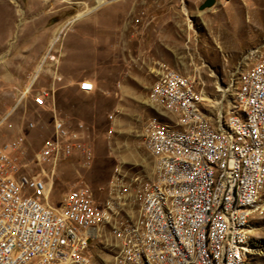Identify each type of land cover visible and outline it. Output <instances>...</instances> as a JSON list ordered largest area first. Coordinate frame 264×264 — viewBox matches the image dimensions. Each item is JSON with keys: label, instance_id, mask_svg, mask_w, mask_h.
<instances>
[{"label": "rangeland", "instance_id": "374dc122", "mask_svg": "<svg viewBox=\"0 0 264 264\" xmlns=\"http://www.w3.org/2000/svg\"><path fill=\"white\" fill-rule=\"evenodd\" d=\"M102 1L0 0V144L23 138L24 161L34 168L53 118L82 127L90 159L73 156L45 170L53 206L72 188L90 190L92 264H112V229L137 219L154 179L155 162L143 145L144 126L159 112L147 101L151 70L193 78L213 107L219 100L225 107L239 69L253 62L250 51L264 52V0H215L202 10L204 0ZM86 80L95 86L91 94L78 89ZM44 89L53 111L32 104ZM216 108L205 107L211 116ZM116 111L110 123L107 116ZM250 239L257 247L246 264H264V212L252 219Z\"/></svg>", "mask_w": 264, "mask_h": 264}, {"label": "built area", "instance_id": "2783aa9c", "mask_svg": "<svg viewBox=\"0 0 264 264\" xmlns=\"http://www.w3.org/2000/svg\"><path fill=\"white\" fill-rule=\"evenodd\" d=\"M250 55L232 102L217 101L214 116L205 107H216L195 79L151 70L147 101L159 112L144 126L143 145L155 162L154 179L137 219L112 229V264H246L256 253L250 229L264 212V52ZM78 89L91 94L95 86L86 80ZM52 103L45 89L32 97L37 108L53 111ZM86 138L82 127L53 118L34 168L24 161L23 138L0 144V264H92L86 254L95 232L92 194L75 187L51 205L45 170L73 156L89 160Z\"/></svg>", "mask_w": 264, "mask_h": 264}, {"label": "water", "instance_id": "95a60500", "mask_svg": "<svg viewBox=\"0 0 264 264\" xmlns=\"http://www.w3.org/2000/svg\"><path fill=\"white\" fill-rule=\"evenodd\" d=\"M215 0H204L199 6V10L210 8L214 5Z\"/></svg>", "mask_w": 264, "mask_h": 264}, {"label": "bare ground", "instance_id": "6f19581e", "mask_svg": "<svg viewBox=\"0 0 264 264\" xmlns=\"http://www.w3.org/2000/svg\"><path fill=\"white\" fill-rule=\"evenodd\" d=\"M2 1V0H1ZM103 3V1L102 0H98V6L99 5H101ZM76 18H78L77 16L73 19V20H75ZM70 23V22H69ZM67 24V23H66ZM66 27V26H65ZM64 28V26H62L58 31H57V33H56V36H55V38H54V41L57 39V36L59 35V33L61 32V30ZM40 69H41V66H39L38 68H37V70H36V75H37V73H39V71H40ZM214 105V104H213ZM92 233H94L93 231H92Z\"/></svg>", "mask_w": 264, "mask_h": 264}, {"label": "crops", "instance_id": "0c3cea01", "mask_svg": "<svg viewBox=\"0 0 264 264\" xmlns=\"http://www.w3.org/2000/svg\"><path fill=\"white\" fill-rule=\"evenodd\" d=\"M257 50H260V49H257ZM263 50H264V47H263ZM251 51H252V50H251ZM251 51H250V52H251Z\"/></svg>", "mask_w": 264, "mask_h": 264}]
</instances>
